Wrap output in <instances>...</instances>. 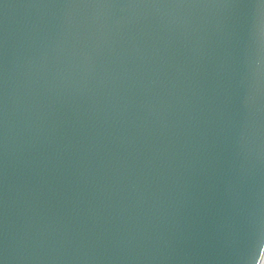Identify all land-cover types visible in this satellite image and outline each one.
I'll list each match as a JSON object with an SVG mask.
<instances>
[{
    "label": "water",
    "instance_id": "1",
    "mask_svg": "<svg viewBox=\"0 0 264 264\" xmlns=\"http://www.w3.org/2000/svg\"><path fill=\"white\" fill-rule=\"evenodd\" d=\"M264 0H0V264H261Z\"/></svg>",
    "mask_w": 264,
    "mask_h": 264
},
{
    "label": "bare ground",
    "instance_id": "2",
    "mask_svg": "<svg viewBox=\"0 0 264 264\" xmlns=\"http://www.w3.org/2000/svg\"><path fill=\"white\" fill-rule=\"evenodd\" d=\"M261 264H264V258H263V260H262V263Z\"/></svg>",
    "mask_w": 264,
    "mask_h": 264
}]
</instances>
